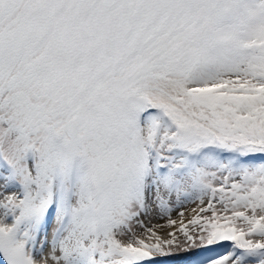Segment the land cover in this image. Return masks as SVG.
I'll return each mask as SVG.
<instances>
[{"label": "snow or ice", "instance_id": "6c2138e0", "mask_svg": "<svg viewBox=\"0 0 264 264\" xmlns=\"http://www.w3.org/2000/svg\"><path fill=\"white\" fill-rule=\"evenodd\" d=\"M0 264H264V0H0Z\"/></svg>", "mask_w": 264, "mask_h": 264}, {"label": "rangeland", "instance_id": "374dc122", "mask_svg": "<svg viewBox=\"0 0 264 264\" xmlns=\"http://www.w3.org/2000/svg\"><path fill=\"white\" fill-rule=\"evenodd\" d=\"M192 207H193V206H191V205L186 206L185 211H186V212L189 211ZM177 211H179V210H177ZM173 216L175 217V216H176V213H173ZM162 222H163V221H159V220H154V221H153V223H162Z\"/></svg>", "mask_w": 264, "mask_h": 264}, {"label": "bare ground", "instance_id": "6f19581e", "mask_svg": "<svg viewBox=\"0 0 264 264\" xmlns=\"http://www.w3.org/2000/svg\"><path fill=\"white\" fill-rule=\"evenodd\" d=\"M191 206L195 207V204H192Z\"/></svg>", "mask_w": 264, "mask_h": 264}]
</instances>
